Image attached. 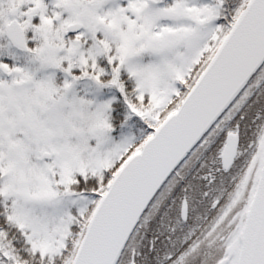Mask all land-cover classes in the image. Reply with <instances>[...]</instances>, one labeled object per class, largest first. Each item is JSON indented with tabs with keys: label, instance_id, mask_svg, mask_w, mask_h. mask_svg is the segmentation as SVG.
Segmentation results:
<instances>
[{
	"label": "snow or ice",
	"instance_id": "snow-or-ice-1",
	"mask_svg": "<svg viewBox=\"0 0 264 264\" xmlns=\"http://www.w3.org/2000/svg\"><path fill=\"white\" fill-rule=\"evenodd\" d=\"M0 264H264V0H0Z\"/></svg>",
	"mask_w": 264,
	"mask_h": 264
}]
</instances>
